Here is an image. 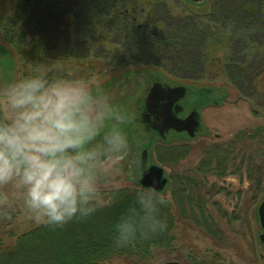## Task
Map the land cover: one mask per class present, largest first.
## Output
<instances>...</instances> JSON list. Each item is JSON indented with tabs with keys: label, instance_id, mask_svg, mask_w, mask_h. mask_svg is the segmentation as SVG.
<instances>
[{
	"label": "trees",
	"instance_id": "16d2710c",
	"mask_svg": "<svg viewBox=\"0 0 264 264\" xmlns=\"http://www.w3.org/2000/svg\"><path fill=\"white\" fill-rule=\"evenodd\" d=\"M142 5L147 6L145 14ZM171 8L167 0H20L16 16L2 25L14 49L33 38L30 62L57 59L68 76L99 49L96 59L106 57L102 67L110 66L102 72L139 65L201 86L222 82L217 78L222 75V84L251 93L264 107L259 82L264 73V0H214L206 15L183 11L174 16ZM101 39L109 40L103 42L106 46ZM38 51L42 54L34 61ZM84 63L94 70L98 60ZM75 73L79 78V70ZM198 92L203 94V88ZM155 154L169 169L171 181L169 204L162 210L165 231L116 247L114 224L136 189L118 188L111 205L62 227L38 225L15 237L0 226V264H225L219 254L200 263L184 261L176 245L179 227L200 230L218 249H235L238 240L251 246L250 212L264 190V125L222 142L157 146ZM238 178L245 183L231 198L230 186ZM227 181L230 186L223 185ZM114 190H101L102 196L111 198ZM218 195L227 201L220 203ZM7 218L0 216V221ZM181 241L179 248L190 247L189 239Z\"/></svg>",
	"mask_w": 264,
	"mask_h": 264
},
{
	"label": "clouds",
	"instance_id": "9594fccd",
	"mask_svg": "<svg viewBox=\"0 0 264 264\" xmlns=\"http://www.w3.org/2000/svg\"><path fill=\"white\" fill-rule=\"evenodd\" d=\"M39 62L15 80L0 85V216L10 217L22 202L38 225L62 227L111 205L99 187L101 156L122 160L130 144L120 127L109 129L99 148L96 138L115 111L109 99L94 95L92 84L64 74L56 60ZM128 118L120 115L123 124ZM114 224L116 247H128L167 229L162 210L166 194L144 188Z\"/></svg>",
	"mask_w": 264,
	"mask_h": 264
},
{
	"label": "rangeland",
	"instance_id": "374dc122",
	"mask_svg": "<svg viewBox=\"0 0 264 264\" xmlns=\"http://www.w3.org/2000/svg\"><path fill=\"white\" fill-rule=\"evenodd\" d=\"M20 0H0V85L9 81L15 80L23 75L26 71H30L34 62H30V46L28 43H32L33 38L31 36L27 39L21 49H14L10 43L5 39L3 23L11 17L16 16L14 12L15 6ZM214 0H206L203 4L194 6L188 4L184 0H167L172 5L171 11L174 16H179L181 12L186 11L194 14H206L210 12L211 3ZM146 5L141 6V11L146 10ZM140 11V9H139ZM109 40L101 39L100 45H105L103 42ZM229 44V41H228ZM106 46V45H105ZM100 48V47H97ZM99 49L88 53L86 60H98L96 69H88L87 64L84 62L79 63V78L87 79L92 84L93 94L100 95L109 99L110 103L114 106L112 118L105 121V125L100 129L96 138L85 146L86 149L99 148L103 143L105 133L113 128L120 127L125 131L129 138L130 148L128 153L122 160H116L110 158L107 155H102L101 168L98 171L99 187L101 190L116 189V188H141L138 184V180L141 177V170L139 169V162L141 152L147 145L151 143L149 133L146 132L139 123L134 122L132 119L135 116L138 105L141 102L145 88L147 87V79L149 77H159L162 80L171 83H183L185 85L192 86L193 90H199L200 88L214 89L211 94V98L208 102L200 107L202 130L193 138L188 137L186 134L172 135L168 138L167 142H162L158 138H155L152 142L156 145H175V144H193L199 145L202 141L207 142H222L229 139L232 135L239 131L251 128L256 125H264V107L259 105V101L254 98L251 93L245 95L240 94L229 83L222 84L225 78L222 75H218V80L222 81L218 84L206 83L207 85H195L188 82H180L172 79L170 76L163 73L161 70L153 67H142L139 65H133L129 68H116L109 70L106 73L102 72L104 68H110V66H103L100 61H106V57L96 59ZM42 54L39 51L33 55V60L38 59V56ZM108 55V54H107ZM106 55V56H107ZM46 57V55H44ZM109 58V55L107 56ZM135 66V67H134ZM75 70V71H76ZM75 71H72L71 77H73ZM215 75V74H213ZM222 76V77H221ZM216 78V77H215ZM210 79V78H209ZM261 86V95L264 94V73L259 78ZM196 91L191 92L182 101V104L188 105L189 102L197 97ZM139 100H138V99ZM217 100V103H213V100ZM138 100V101H137ZM139 102V103H138ZM120 115L127 117L125 123L120 124L116 120V116ZM193 155L190 158L192 160ZM147 164H157L165 168L167 176L169 175V169L160 164L155 155V151L150 149L148 152ZM195 161V159H193ZM239 178L231 184L229 181L223 184L224 186H230L231 198L238 189L243 188V182L239 183ZM245 183V182H244ZM246 186V184L244 185ZM161 194H166L170 197V188L167 187ZM216 199L220 203H225L226 198L224 195H218ZM264 200V190L258 197L253 209L250 212V236L252 237L251 246L245 241L238 240L237 247L235 249H218L212 246L209 239L202 234L198 229H185L179 227L176 230L177 250L181 253V257L184 261L189 263H200L202 260H211L215 254H219L221 261L225 264H264V245L259 240V233L262 232L259 223L256 221L255 212L259 202ZM180 224V223H179ZM0 226L4 232H11L13 235L18 236L32 228L38 226L30 220L23 209L22 202L17 203L16 213L7 218L5 222L0 221ZM232 234V233H230ZM233 235V234H232ZM189 239L190 247H180L182 239ZM11 241V240H8ZM7 242V241H6ZM187 254V255H186ZM188 256L189 259H185ZM180 262V261H179ZM182 262V261H181ZM160 264V262L154 261L152 264ZM112 264H126L122 261H113ZM184 264V263H183Z\"/></svg>",
	"mask_w": 264,
	"mask_h": 264
},
{
	"label": "water",
	"instance_id": "95a60500",
	"mask_svg": "<svg viewBox=\"0 0 264 264\" xmlns=\"http://www.w3.org/2000/svg\"><path fill=\"white\" fill-rule=\"evenodd\" d=\"M194 4H201L204 0H187ZM187 87L183 85H170L165 81H152L144 94L143 103L147 118L146 126L158 136L165 138V135L174 130L187 132L194 137L201 128L200 114L197 109H192L185 118H180L177 113L183 110L179 104L186 97ZM141 122H145L139 119ZM147 159V150L143 151L141 165L144 166ZM168 178L165 176L164 168L152 164L142 172L139 184L146 189L162 192L167 185ZM257 216L261 227L264 229V202L258 208ZM264 244V234L260 236ZM161 264H181L177 261H167Z\"/></svg>",
	"mask_w": 264,
	"mask_h": 264
},
{
	"label": "flooded vegetation",
	"instance_id": "af4514ba",
	"mask_svg": "<svg viewBox=\"0 0 264 264\" xmlns=\"http://www.w3.org/2000/svg\"><path fill=\"white\" fill-rule=\"evenodd\" d=\"M196 101H197L196 98H194V99H192L189 102V104L187 106L186 105L185 106H182L183 107V110L180 111L179 113H177V116L180 117V118H185L190 113V111L192 109H194V108L196 109V107H195V106H197ZM179 104L182 105L181 103H179ZM144 108H145L144 104H140L138 106L137 111H136V115L138 116L139 119H142V120L145 121V122H142V124L145 126V123L147 121V118H146V115H145L146 111H145ZM175 134L179 136V135H182L184 133H177L175 131H169L167 133V135H166V138H168L169 136L175 135ZM141 168H146V166L145 167H141L140 164H139V169L140 170H143ZM263 232L264 231L262 230V232H260L259 235H261Z\"/></svg>",
	"mask_w": 264,
	"mask_h": 264
}]
</instances>
